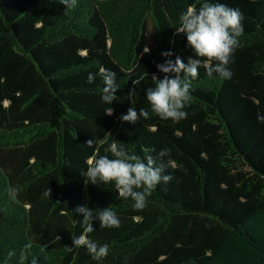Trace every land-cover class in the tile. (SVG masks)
<instances>
[{
    "label": "trees",
    "instance_id": "1",
    "mask_svg": "<svg viewBox=\"0 0 264 264\" xmlns=\"http://www.w3.org/2000/svg\"><path fill=\"white\" fill-rule=\"evenodd\" d=\"M219 2L244 16L232 76L202 64L188 116L173 122L151 112L146 89L163 78L157 63L191 55L179 16L204 0H0V264H264V0ZM102 69L116 72L110 105ZM129 107L149 118L121 122ZM114 139L142 159L170 149L172 180L142 210L85 183ZM82 204L112 208L120 227L85 233ZM82 234L107 256L72 245Z\"/></svg>",
    "mask_w": 264,
    "mask_h": 264
},
{
    "label": "clouds",
    "instance_id": "2",
    "mask_svg": "<svg viewBox=\"0 0 264 264\" xmlns=\"http://www.w3.org/2000/svg\"><path fill=\"white\" fill-rule=\"evenodd\" d=\"M67 8H73L77 0H59ZM243 13L238 7H229L219 0H204L199 7L190 6L179 16V27L176 33H182L186 38V47L191 55L185 59L176 56L174 59H165L157 63V70L164 74L163 78L153 77L155 84L146 89V100L152 113L161 120L179 122L186 119L185 110L190 102L192 81L199 75V67L206 64V74L214 78V74L230 79L232 71L229 67L233 62V53L239 46V37L243 34ZM144 53L150 52L145 46ZM171 51L161 53L162 57H171ZM204 58V59H201ZM103 87L100 99L110 105L117 100L115 93L119 86L116 83V72L102 69ZM96 74L89 72L87 83L92 84ZM112 114V109L105 112ZM149 110L129 107L119 119L121 122L135 124L141 118H149ZM88 147H93V139L86 141ZM111 155H96L87 161L88 167L82 175L86 184H111L118 196L125 200L131 199L132 207L142 210L147 205L152 190L161 182L172 180L171 174H165L163 158L170 155V149L163 148L157 157L151 155L141 158L130 153L115 139L106 149ZM158 160H161L158 163ZM45 195H49L46 192ZM82 216V223L86 226L85 233L94 231L93 221L99 222L100 228H118L121 221L117 213L110 207L90 208L79 205L74 210ZM72 245L83 246L93 260L99 261L107 256L109 245L98 244L86 234L72 239ZM35 264V262H33Z\"/></svg>",
    "mask_w": 264,
    "mask_h": 264
}]
</instances>
